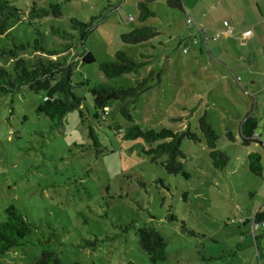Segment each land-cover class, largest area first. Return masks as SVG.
I'll list each match as a JSON object with an SVG mask.
<instances>
[{
	"label": "rangeland",
	"instance_id": "rangeland-1",
	"mask_svg": "<svg viewBox=\"0 0 264 264\" xmlns=\"http://www.w3.org/2000/svg\"><path fill=\"white\" fill-rule=\"evenodd\" d=\"M9 1L18 14L8 22L0 48L27 47L16 58L31 67L39 59H57L35 50V39L44 47H59L65 41L53 29L71 33L73 80H89L90 86L74 91L84 99L82 116L77 109L69 111L54 131L48 118L36 113L43 92L25 88L0 95V222L13 205L42 232L54 229L63 245L62 264H151L136 235L149 222L167 243L160 264H259L252 220L259 208L264 210V171L261 177L252 174L247 155L258 153L264 169V150L258 143L242 144L240 125L253 114L259 120L255 134L264 142V57H252L238 40L226 43L225 28L217 24L203 32L220 35L206 47L198 30L202 26L189 25L192 17L169 8L165 0L152 4L156 16L145 23L138 20L140 0ZM50 4H61V17L29 18L32 7ZM72 18L92 24L83 43L71 29ZM141 26L155 27L159 35L138 45L122 42V33ZM82 51L95 62L82 63ZM119 51L148 65L108 79L99 66L115 62ZM13 62L0 56V67L10 70ZM245 65L260 66L262 80L256 87L241 69ZM143 79L151 88L131 107L133 123L120 113L124 103L115 100L105 115L94 118L90 88L108 84L127 89ZM204 114L218 136L217 150L229 155L230 162L218 170L203 138L198 143L184 139L182 163L188 178L168 175L161 164L165 157L151 162L144 153L149 146L141 139L126 140L121 132L136 124L177 132L189 127L199 134L198 119ZM259 244L264 264V237ZM40 253L39 247H16L0 256V264H27Z\"/></svg>",
	"mask_w": 264,
	"mask_h": 264
},
{
	"label": "trees",
	"instance_id": "trees-1",
	"mask_svg": "<svg viewBox=\"0 0 264 264\" xmlns=\"http://www.w3.org/2000/svg\"><path fill=\"white\" fill-rule=\"evenodd\" d=\"M159 0H140L137 4L138 20L145 23L156 16L152 4ZM166 5L171 9L184 11L183 0H165ZM18 14V9L9 0H0V38L5 36L7 24ZM59 18L62 15L61 4H50L46 8L32 7L29 13L31 20L41 19L47 16ZM71 29L80 36L82 43L86 36L91 32V23H83L79 20L71 19ZM38 33V32H37ZM53 34L59 36L65 42L59 47H44L42 40L35 39L33 48L42 52L46 57H56L57 59L37 60L29 67L23 59L16 58L19 51L27 49L20 45L12 49L0 48V56L14 59L12 68L0 67V95L18 94L27 88L35 93H44V100L36 108V113L45 115L50 122V130L54 131L63 124L65 115L72 110H79L82 116L81 107L84 99L75 94L76 87L90 86L89 80L75 83L73 80L74 64L71 52L74 50L75 36L71 33L53 29ZM39 35V33H38ZM159 35L155 27L141 26L130 32L122 33L120 38L124 44L138 45L154 39ZM41 36V35H40ZM82 63L92 64L95 62L91 53L82 51L79 55ZM142 57L147 58L142 54ZM115 62L102 63L100 71L108 79L117 78L125 74L136 73L148 65V61L135 62L125 52L119 51L115 55ZM151 87L147 79L136 82V85L127 89L113 88L108 84H99L89 89L93 97L94 118L100 119L106 114V109L110 101H120L124 105L120 109L122 116L133 123L131 107L135 106L140 97ZM258 119L253 114H247L240 125V132L243 145L258 143L264 150V145L254 137L258 127ZM198 133L192 132L188 127L182 131H173L169 128L160 130L144 129L139 125L133 124L127 131L122 130L126 140H143L149 148L144 153L150 157L151 162L157 163L159 159L165 157L161 162L168 175H182L188 178L182 160L185 154L181 149L184 139L198 143L205 140L209 149V157L213 166L218 170H223L230 162V157L225 152L217 150L216 143L218 136L212 128L207 114L198 119ZM249 171L261 177L263 175V165L261 156L258 153L247 155ZM6 219L0 222V256L16 247L33 246L41 249L40 255L32 262L27 264H62L59 251L63 246L54 229L42 232L38 227L29 222L15 206L11 205L4 210ZM174 220L173 217L170 218ZM252 222L257 224L264 223V211L258 210ZM264 229V228H263ZM36 235V239H30ZM140 248L146 252L151 264H160L165 261L167 253V243L155 229L152 222L144 223L136 229ZM257 249V259L262 258L260 238L264 237V230L260 235H254ZM73 264H80L75 262ZM125 264H135L128 261ZM260 264V263H259Z\"/></svg>",
	"mask_w": 264,
	"mask_h": 264
},
{
	"label": "crops",
	"instance_id": "crops-1",
	"mask_svg": "<svg viewBox=\"0 0 264 264\" xmlns=\"http://www.w3.org/2000/svg\"><path fill=\"white\" fill-rule=\"evenodd\" d=\"M190 4L188 8L187 0H183V13L188 14L192 19L195 18V21L193 20L194 24L198 22V25L202 26V29L198 28V30L204 35L206 47H208L210 40L217 41L220 35L216 34L219 37L214 40L213 37L216 35H210L208 37L203 32L217 24L218 28H225L222 30V33L226 43L238 40L242 47H246L251 52L252 57L257 55V53L261 57H264V0H193V2L191 0ZM225 22L228 23L227 27L224 25ZM229 30H231V33H229ZM246 31H251V35L243 39L242 33ZM194 41L192 43L196 45L198 43L196 38ZM227 45L225 46L227 47ZM226 47L225 50L227 51L228 47ZM225 55L229 57L228 54ZM246 56L248 57L247 54L244 57L246 58ZM245 62L247 64L246 60ZM248 66H241V69L244 72L250 73L249 84L252 87H256L258 81L261 83L262 80L260 78L262 77V74H260L262 73L259 68L260 66ZM256 74L259 75L257 76L258 78ZM254 137L264 145V142H261L260 136L255 134ZM258 210L264 211L261 208ZM261 260L259 262L260 264H262Z\"/></svg>",
	"mask_w": 264,
	"mask_h": 264
},
{
	"label": "built area",
	"instance_id": "built-area-1",
	"mask_svg": "<svg viewBox=\"0 0 264 264\" xmlns=\"http://www.w3.org/2000/svg\"><path fill=\"white\" fill-rule=\"evenodd\" d=\"M188 24H189V25L194 24L193 20H192V19L189 20V21H188ZM224 25L227 27V26H228V23L225 22ZM229 33H231V30H229ZM250 35H251V31H246V32L242 33V38H243V39H246V38H248ZM218 37H219V36L216 35L215 37H213V39L216 40V39H218ZM187 52H188V48H187V47H184V49H183V53H187ZM261 228H264V223L255 225V224L252 222V235L254 236V235H255V232H256V231H259Z\"/></svg>",
	"mask_w": 264,
	"mask_h": 264
}]
</instances>
